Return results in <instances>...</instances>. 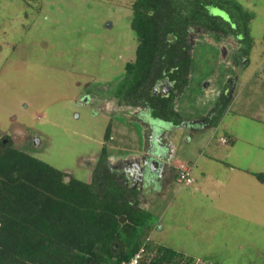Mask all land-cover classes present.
Here are the masks:
<instances>
[{
	"label": "rangeland",
	"instance_id": "374dc122",
	"mask_svg": "<svg viewBox=\"0 0 264 264\" xmlns=\"http://www.w3.org/2000/svg\"><path fill=\"white\" fill-rule=\"evenodd\" d=\"M134 1L0 0V140L64 172L66 182H89L109 125L114 166H146L148 146L156 141L158 148L164 132L170 155L190 166L194 183L174 181L142 209L150 215L142 239L197 264H264V183L253 175H264V0H227L250 17L252 48L243 65L222 50L232 47L228 42L199 34L189 85L174 104L184 120L176 126L119 107L115 97L135 61ZM210 8L235 23L231 12ZM223 96L231 102L215 127ZM210 143L240 170V181L220 175L225 166L214 161L202 166L199 156Z\"/></svg>",
	"mask_w": 264,
	"mask_h": 264
},
{
	"label": "trees",
	"instance_id": "16d2710c",
	"mask_svg": "<svg viewBox=\"0 0 264 264\" xmlns=\"http://www.w3.org/2000/svg\"><path fill=\"white\" fill-rule=\"evenodd\" d=\"M211 6L231 12L235 23L212 15ZM131 11L138 45L135 61L126 65L114 90L119 107L148 110L152 119L171 120L175 126L183 123L174 104L189 85L199 34L228 42L232 49L221 48L229 51L228 58L234 56V64L249 59L250 17L239 4L135 0ZM220 57L225 58L223 51ZM165 79L175 83L178 93L153 95ZM223 98L215 127L231 102ZM111 131L109 125L89 182H66L64 172L15 149L9 138L0 140V264H123L134 256L150 215L135 200L139 192L129 193L108 166ZM253 175L264 183L263 174ZM148 250L157 255L152 264H197L164 246L150 244Z\"/></svg>",
	"mask_w": 264,
	"mask_h": 264
},
{
	"label": "crops",
	"instance_id": "0c3cea01",
	"mask_svg": "<svg viewBox=\"0 0 264 264\" xmlns=\"http://www.w3.org/2000/svg\"><path fill=\"white\" fill-rule=\"evenodd\" d=\"M193 125H194V123L192 125H189L188 127L193 128ZM196 126H197V129H199V131H201L203 126L201 124L200 125L196 124ZM195 129H193V130H195ZM162 134H165V133L162 132ZM220 139H223V138L220 137ZM216 146L217 145H213V143H210L209 146H208V149L206 148V151L201 153V155L199 156V159L201 161L204 160V162H202V166H203L204 163L207 164V162L214 161L215 163H219V164L225 166L224 171H222V173H220V175H223V176L226 175L228 178L231 177V182L240 181L239 180V175H234L235 173H238V171H240V170L235 168V167H233L231 165V163L225 162L220 156H217L216 155V152H217ZM168 151H170L169 148H168ZM169 154H170V152H169ZM165 157H167V155ZM153 161L155 162V160H152V158L149 159V161L147 162V165L150 164V163H153ZM128 163H129L128 161L120 160L114 166L112 164L109 165V161H108V166L110 167L112 173L114 175H116L117 180L118 181L121 180V182L119 181V183H121L126 188V190L129 191V193H132V192H134V190L130 191L128 189V187H126L123 184V181L126 179L128 182H132L135 179L133 176L136 173H138V172L140 173V168L138 170V169H136L137 168L136 166L131 167L133 164L132 165L131 164L127 165ZM155 163H157V162H155ZM210 164H212V163H210ZM123 165H126L125 166L126 168L124 169L123 172H120L122 170H120L121 168H119V167L123 166ZM179 165L180 166L181 165L187 166L190 169V171H192L190 166L182 164L179 161H177L176 155H173V153L170 156H168L166 158V160L159 161L158 165L157 164L153 165L154 172L152 173V175H153L152 178H153L154 181H151L150 185L144 190V192L141 195H139L137 197V199H135V200L140 202V206L142 208H146V207L151 206V201L154 200L156 197H159L160 195H162V194H160V193H162V190L164 191L165 188L167 189V188L173 186L174 181H178L177 180V171H178ZM209 166H212V165H209ZM233 170L235 172L232 174ZM206 172H203V175H205V178H206V174H207ZM244 173L245 174H249L250 172H248L246 170V172H244ZM229 174H231V176H228ZM233 177H235V179ZM149 188L151 190H149ZM147 190H148V192H146ZM135 191L139 192L138 188H136ZM132 201H134V200H132Z\"/></svg>",
	"mask_w": 264,
	"mask_h": 264
},
{
	"label": "flooded vegetation",
	"instance_id": "af4514ba",
	"mask_svg": "<svg viewBox=\"0 0 264 264\" xmlns=\"http://www.w3.org/2000/svg\"><path fill=\"white\" fill-rule=\"evenodd\" d=\"M174 85H175V83L174 82H168V79H165V80H161L159 83H157L156 85H155V88L154 89H156V90H158V94L159 95H162V96H168V95H170V93L173 91L174 93H178L176 90H174ZM168 88V93H166V95H165V93H164V91L166 90ZM153 89V90H154ZM155 90V91H156ZM142 111V113L143 114H147V116H150L149 114H148V110H141ZM188 125H189V123H188ZM192 125V124H191ZM187 126V125H186ZM165 134H162V137L164 136ZM162 137H161V141H160V145H163L164 144V146L163 147H167V148H169V145L168 144H166V139L165 140H163L162 139ZM156 142V141H155ZM155 142H153V146L152 145H150V146H148V148H147V152H148V158H151V156H152V153H155V152H158V154H160L159 152L161 151H159V149L157 148V147H155L154 146V144H155ZM151 152V153H150ZM151 155H150V154ZM168 153V154H167ZM166 154H164L165 156L167 155V157L170 155L169 154V151L167 152ZM163 154V153H162ZM162 154H160V155H162ZM156 157V153H155V156H154V158ZM162 157V156H161ZM126 164V163H125ZM129 164H132V163H128L127 165H129ZM145 164H147V162H145ZM153 165H155V164H157V163H155V162H153L152 163ZM153 165H152V167H151V169L149 168V167H147V165L146 166H144V167H142V165H138V163H136V164H133L131 167H133V166H136L137 168L136 169H138L139 170V168H140V173L138 172V173H136L133 177L135 178L132 182H128L126 179L123 181V184L126 186V187H128V189L131 191V190H134L135 191V189L136 188H138V190H139V195H141L143 192H144V190L150 185V183H151V180H152V177H153V175H152V173L154 172V170H153ZM158 165V164H157ZM126 165H123V166H120L119 168H121L120 170H122V171H120V172H123L124 171V169L126 168L125 167ZM115 170V169H114ZM146 176H148V178H149V180H147L146 179ZM121 179V178H120ZM120 182H121V180H119ZM152 181H154V180H152ZM138 185V186H137ZM136 187V188H135ZM140 187V188H139ZM135 188V189H134ZM149 190H151L150 188H149ZM146 192H148V190L146 191Z\"/></svg>",
	"mask_w": 264,
	"mask_h": 264
},
{
	"label": "built area",
	"instance_id": "2783aa9c",
	"mask_svg": "<svg viewBox=\"0 0 264 264\" xmlns=\"http://www.w3.org/2000/svg\"><path fill=\"white\" fill-rule=\"evenodd\" d=\"M224 144L227 143L226 139H222ZM177 180L185 185L190 186L194 183L192 177H190V170L187 166L181 165L178 167ZM151 244L149 238L143 241L138 251L134 256L126 263L123 264H152L153 260L156 259L157 255L155 252L149 251L148 247Z\"/></svg>",
	"mask_w": 264,
	"mask_h": 264
},
{
	"label": "water",
	"instance_id": "95a60500",
	"mask_svg": "<svg viewBox=\"0 0 264 264\" xmlns=\"http://www.w3.org/2000/svg\"><path fill=\"white\" fill-rule=\"evenodd\" d=\"M159 136V135H158ZM161 137H162V133H161ZM161 137H159V143H160V141H161ZM158 138V137H157ZM7 141H5V143H6ZM164 146V144L163 145H159L158 146V149H159V153L160 154H162L161 152H163V151H165V152H168V148L165 146V147H163ZM151 153V152H150ZM149 153V154H150ZM155 153H156V157L154 158V156H155ZM155 153H152V156H151V158H152V160H155V162H157V164H158V162L159 161H161V160H166V158L167 157H165V155H164V153L162 154V155H160V154H158V152H155ZM151 155V154H150ZM162 156V157H161ZM151 158H148V160H147V162L149 161V159H151ZM154 162V161H153ZM146 179L147 180H149V178H148V176H146Z\"/></svg>",
	"mask_w": 264,
	"mask_h": 264
}]
</instances>
